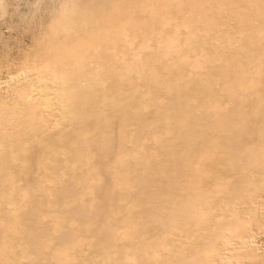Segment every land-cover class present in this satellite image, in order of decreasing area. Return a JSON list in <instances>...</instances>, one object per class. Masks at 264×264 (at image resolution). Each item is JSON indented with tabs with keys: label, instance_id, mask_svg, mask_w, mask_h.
I'll list each match as a JSON object with an SVG mask.
<instances>
[{
	"label": "bare ground",
	"instance_id": "obj_1",
	"mask_svg": "<svg viewBox=\"0 0 264 264\" xmlns=\"http://www.w3.org/2000/svg\"><path fill=\"white\" fill-rule=\"evenodd\" d=\"M32 22L0 79V264H264V0Z\"/></svg>",
	"mask_w": 264,
	"mask_h": 264
},
{
	"label": "rangeland",
	"instance_id": "obj_2",
	"mask_svg": "<svg viewBox=\"0 0 264 264\" xmlns=\"http://www.w3.org/2000/svg\"><path fill=\"white\" fill-rule=\"evenodd\" d=\"M54 2L55 0H0V37L2 39H0V65L4 63V58L16 59L18 43L22 46L24 44L27 46V43L29 45L31 39L23 26L25 27L28 22L38 21ZM6 53L8 55H5ZM5 65L4 63L0 66V79L3 80L8 76ZM261 244L264 245V236L258 242L259 246L264 247ZM244 262V258L234 257L232 261L220 264H244Z\"/></svg>",
	"mask_w": 264,
	"mask_h": 264
}]
</instances>
